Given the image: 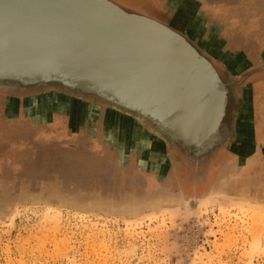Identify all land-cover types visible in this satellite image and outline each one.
I'll list each match as a JSON object with an SVG mask.
<instances>
[{
	"label": "rangeland",
	"instance_id": "374dc122",
	"mask_svg": "<svg viewBox=\"0 0 264 264\" xmlns=\"http://www.w3.org/2000/svg\"><path fill=\"white\" fill-rule=\"evenodd\" d=\"M109 1L163 25L171 17L159 8L162 0ZM255 15L248 12L243 28L255 26ZM230 16L229 27L238 28V17ZM221 24L214 34L219 41L224 40ZM228 51L236 56L232 72L254 52L253 61L260 59L258 49H249L247 60L238 57L239 49ZM224 52L216 53L230 63ZM61 120L71 129L85 125L84 133L97 137L79 140L67 132L53 137L38 118L39 136L17 139L23 161H12L0 174V264H264V146L252 168H245L252 159L244 153H253L255 145L234 146L241 155L222 157L213 182L194 192L189 165L179 175L168 167L153 178L147 168L158 158L138 154L129 161L142 171L127 176L112 162L127 157L126 147L124 155L115 151L116 144L123 146L113 126L89 125L82 116L78 122ZM16 121L21 123L10 122ZM15 166L20 167L15 171Z\"/></svg>",
	"mask_w": 264,
	"mask_h": 264
},
{
	"label": "water",
	"instance_id": "95a60500",
	"mask_svg": "<svg viewBox=\"0 0 264 264\" xmlns=\"http://www.w3.org/2000/svg\"><path fill=\"white\" fill-rule=\"evenodd\" d=\"M0 81L81 89L197 150L210 147L224 116L223 86L205 59L106 0H0Z\"/></svg>",
	"mask_w": 264,
	"mask_h": 264
},
{
	"label": "flooded vegetation",
	"instance_id": "af4514ba",
	"mask_svg": "<svg viewBox=\"0 0 264 264\" xmlns=\"http://www.w3.org/2000/svg\"><path fill=\"white\" fill-rule=\"evenodd\" d=\"M162 1L165 2H159V8L171 12V17L167 19L166 25L159 24L178 34L200 57L205 59L216 72L223 86L224 116L210 147H204L202 150L183 147L185 149L183 150L180 144L163 140L148 121H137L132 116L102 103L93 94L81 89L67 90L56 82L23 86L14 82L0 81V119L2 122L10 124L12 120L22 122L27 120L29 124H22L23 135H29L28 137L33 139L38 136L34 124L36 118L39 117L40 112L53 109H68V111L79 113L84 122L89 125L92 121L98 124L108 122L109 125L116 127L121 117L122 121H133L138 126L144 127L152 137L165 143L166 155L159 157L164 168L169 167L171 172L176 171L178 175L185 169H189L187 165L192 168L190 178L194 192L203 187L205 182H210L215 165L219 164L222 157H228V154L230 156L241 155L235 147L243 143L249 146L253 144L257 148L253 153L244 151V154L252 159V162H249V168H252V163L260 161L262 156L259 150L264 146V124L262 123L261 126L258 122L260 118L261 121L264 120V94L262 93L261 96L257 89L260 80L264 79V60L254 62L256 52L253 53L255 57L250 54V59H248L246 54L249 52L242 51L238 57L244 56L250 61L238 63L240 64L238 71L232 72L231 68L237 65L232 58L236 56L235 53L228 51L224 40L219 41L214 35L216 30L221 29L219 23L214 18L207 23L204 20V16L215 13L214 5H207L204 8L199 0ZM164 14L166 15L163 13L162 16H165ZM233 15L238 17L239 9L234 11ZM219 44H222L221 49ZM217 50L225 51L222 55L223 59L228 56L231 62L220 60L219 54L216 53ZM260 55L264 56V49L260 50ZM224 66L229 69V72ZM6 146V156L10 158V161L17 156L22 158L23 149L21 153L15 154L12 153L15 145L6 142Z\"/></svg>",
	"mask_w": 264,
	"mask_h": 264
},
{
	"label": "crops",
	"instance_id": "0c3cea01",
	"mask_svg": "<svg viewBox=\"0 0 264 264\" xmlns=\"http://www.w3.org/2000/svg\"><path fill=\"white\" fill-rule=\"evenodd\" d=\"M204 8H206L207 5H212L211 2L214 1L215 6L214 9L216 10L215 13L209 15V20L214 18L215 20H218L216 22L219 23V25H222V33L224 35L223 39L225 41L226 48L228 49H239L241 51H247L249 49H258L262 50L264 49V0H199ZM232 3H234V6L232 8ZM213 7V6H212ZM233 9L237 11L239 9V16H238V22L239 27L238 28H230L228 24H231L230 14H233ZM253 11L256 12L255 15V26L252 27V29L243 28V22L242 20L250 19L247 16V13ZM246 12V13H245ZM215 16V17H214ZM221 20H220V18ZM220 20V21H219ZM228 28L226 29V27ZM254 32L255 36H251V33ZM232 41V42H231ZM236 45V46H235ZM260 58L259 61L264 60V56L258 55ZM260 84L257 86V89L259 90V94L262 96V93L264 94V79L260 80ZM262 91V92H261ZM264 96V95H263ZM42 113V114H41ZM39 117L36 118V120L39 118L43 123H47L49 128L48 130L53 131L51 135L54 137L63 135L64 132H67V137L69 138H78L79 140H84L86 137L91 135L93 139L97 137V133H90L85 134L84 131L87 130V126H81L77 129H71L70 126H66L65 122H63L61 119H67L70 122L72 120L74 121H80L81 115L79 113H76L74 111H68V109H61V110H51V111H42L40 112ZM123 118H120L119 123L116 127H114V131L116 132V139L118 142L122 141V148H119V144H116L115 151L118 153L125 154L124 147H126L127 157L112 161L113 164L116 166V168H119L123 170L127 176L129 173L134 174L135 170H139L135 164H131L129 161L130 156H134L132 161H136L135 158H138V154L142 151L143 154L148 155L149 157H157L158 161L154 163H151L152 160H150V164H148V172L153 174L156 178L157 175H159L160 171H163L164 166L162 165L161 159L159 157L161 155H166V145L164 142H161L159 139H155L151 136L148 131L142 127L138 126L135 122L131 121H122ZM257 120V119H256ZM260 120H262L260 118ZM22 122V121H21ZM262 122V121H261ZM0 141L3 140L4 143L0 142V174L2 172H6L7 165L11 164L12 161H10V158L6 156L7 153V146L6 142L8 139H14L15 140V146H14V153L18 154L21 153L20 147H22L21 141L17 143V139H23L24 137H28L29 135L25 136L23 135L22 130V123L17 124L16 122L10 123L8 125L7 123H3L2 119H0ZM14 124V125H13ZM25 124H29L28 122H25ZM36 129V128H35ZM37 130V129H36ZM102 133L100 132L101 135ZM39 136V134H38ZM50 138L49 134L46 135ZM78 140V141H79ZM131 144H133L132 148ZM114 147V146H113ZM137 147V150H136ZM132 149V150H131ZM108 151V149H107ZM136 156H135V155ZM142 154V155H143ZM140 155V154H139ZM170 157V155H169ZM144 160V166H145V158ZM22 162L23 158H19L18 156L13 160V162ZM139 163V162H138ZM250 163L245 165V168H249ZM114 166V167H115ZM17 167L15 166V171ZM141 168V167H140ZM168 168L166 167V171ZM131 171V172H130ZM142 171V170H139ZM153 171V172H151ZM169 171V170H168ZM134 172V173H133ZM130 175V174H129ZM126 179L128 180L129 178ZM156 176V177H155ZM210 182H213V179H210ZM209 183V181H207ZM213 190L211 191V193Z\"/></svg>",
	"mask_w": 264,
	"mask_h": 264
}]
</instances>
